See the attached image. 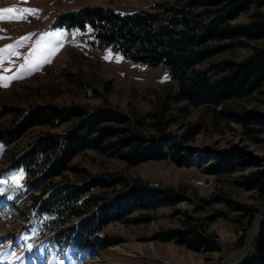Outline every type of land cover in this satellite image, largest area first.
<instances>
[{
  "label": "rangeland",
  "instance_id": "1",
  "mask_svg": "<svg viewBox=\"0 0 264 264\" xmlns=\"http://www.w3.org/2000/svg\"><path fill=\"white\" fill-rule=\"evenodd\" d=\"M175 1L180 0H0V9L36 10L25 13L22 20H0V48L14 45L0 54L6 57L0 73L13 75L25 57L41 61L34 70L8 82V87L0 86V129L14 127L13 115H2V104L30 109L53 103L88 110L107 104L127 113L160 111L167 122V133L180 135L193 124L201 125L183 147L192 153V159L202 162L186 166L174 160H151L130 166L94 149L76 156L72 164L91 174L121 173L173 186L184 197L176 206L137 209L130 214V218L149 214L148 221L108 224L103 231L121 242L102 250L81 251L72 244H58L55 233L45 230L49 218L40 213L39 202L33 203L24 169L11 166L12 155H20L30 140L47 132L67 130L70 124L57 129L35 127L20 135L15 144L8 145L0 138V264H227L245 246L256 218L264 210V197L243 183L244 177L264 167V119L260 116L264 113V88L251 97L227 104L188 105L183 113L181 107L186 103L168 98L177 88L168 67L132 61L112 45H100L90 23L70 25L67 17L86 7L133 12L153 10L157 3ZM248 20L249 14L237 19ZM25 36L29 38L16 43ZM245 44L215 56L210 62L243 60L254 45L264 41ZM4 68L11 71L3 72ZM171 118L174 120L170 121ZM141 132L147 138L161 136L153 127ZM236 153L240 158L235 167L213 168L221 156ZM207 167L210 170H205ZM66 174L76 179L72 173ZM14 176L19 179L13 180ZM190 224L210 235L219 250L198 251L175 240L158 238L166 230L184 229ZM252 248L253 244L249 251Z\"/></svg>",
  "mask_w": 264,
  "mask_h": 264
},
{
  "label": "trees",
  "instance_id": "2",
  "mask_svg": "<svg viewBox=\"0 0 264 264\" xmlns=\"http://www.w3.org/2000/svg\"><path fill=\"white\" fill-rule=\"evenodd\" d=\"M152 9L122 12L86 7L67 17L70 25L90 23L100 45L110 44L132 61L168 67L177 83L168 98L175 103L185 102L183 113L188 105L227 104L264 88V44L254 45L243 60L210 62L223 52L246 46V41H264V0H180L157 3ZM242 14H249V20L237 21ZM1 107L2 115H13L14 127L0 129V138L8 145L35 127L57 129L70 124L67 130L47 132L30 140L20 155H12L11 166L24 169L33 203L39 202L40 213L49 218L45 230L55 233L58 244H72L81 251L102 250L120 243V238L103 231L108 224L148 221L149 214L131 218L130 214L137 209L176 206L184 197L173 186L121 173L91 174L72 164L76 156L94 149L130 166L151 160H174L186 166L202 163L192 159V153L183 147L201 125L193 124L180 135L167 133V122L160 111L127 113L107 104L94 110L53 103L30 109L8 104ZM260 116L264 119V113ZM148 127L161 136L142 135L141 131ZM239 158L238 153L221 156L213 168L235 167ZM56 176L65 179L54 181ZM243 183L264 197V167L244 177ZM35 191L39 194L35 195ZM158 238L175 240L198 251L219 250L210 235L195 224L166 230ZM241 264H264V221Z\"/></svg>",
  "mask_w": 264,
  "mask_h": 264
},
{
  "label": "snow or ice",
  "instance_id": "3",
  "mask_svg": "<svg viewBox=\"0 0 264 264\" xmlns=\"http://www.w3.org/2000/svg\"><path fill=\"white\" fill-rule=\"evenodd\" d=\"M34 11L36 10L31 9V8H16V7L3 8V9H0V20H3V19L22 20V19H25V15H24L25 13H33ZM28 38L29 37L27 36L21 37L20 40H18L16 43L19 44L21 41L26 40ZM13 47L14 45L10 44V45H6L4 48H0V54L8 52ZM37 47H39V42H38ZM13 54L19 55V53H13ZM4 59H6V57L0 56V66H2ZM40 62L41 61L39 59L34 61L30 59L29 57H25V62L20 65V68L17 69V71L13 73V75L7 76V75H3L2 73H0V86L8 87V82L14 79L21 78V73L23 72L34 70ZM2 71L8 72V71H11V69L4 68ZM18 179L19 177H16V176L13 177V180H18ZM28 247L30 248L31 245H28Z\"/></svg>",
  "mask_w": 264,
  "mask_h": 264
},
{
  "label": "bare ground",
  "instance_id": "4",
  "mask_svg": "<svg viewBox=\"0 0 264 264\" xmlns=\"http://www.w3.org/2000/svg\"><path fill=\"white\" fill-rule=\"evenodd\" d=\"M264 218V210L258 215V217L255 220V223L250 231V233L247 236L246 244L245 246L240 249L229 261L227 264H239L245 255L248 253L249 249L252 247L253 240L255 236L258 233L259 225L261 220Z\"/></svg>",
  "mask_w": 264,
  "mask_h": 264
},
{
  "label": "water",
  "instance_id": "5",
  "mask_svg": "<svg viewBox=\"0 0 264 264\" xmlns=\"http://www.w3.org/2000/svg\"><path fill=\"white\" fill-rule=\"evenodd\" d=\"M264 221V218L261 220V222H260V225H259V230H258V233H257V235L259 234V231H260V227H261V224H262V222ZM248 254V253H247ZM247 254L245 255V257L247 256ZM245 257L243 258V260L245 259ZM243 260L239 263V264H241L242 262H243Z\"/></svg>",
  "mask_w": 264,
  "mask_h": 264
}]
</instances>
